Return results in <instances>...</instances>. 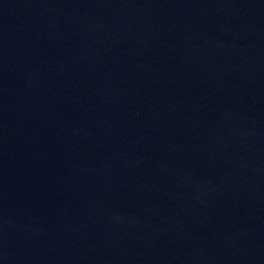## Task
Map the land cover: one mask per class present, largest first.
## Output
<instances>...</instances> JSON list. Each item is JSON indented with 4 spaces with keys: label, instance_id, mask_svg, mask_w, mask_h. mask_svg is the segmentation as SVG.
Listing matches in <instances>:
<instances>
[{
    "label": "water",
    "instance_id": "water-1",
    "mask_svg": "<svg viewBox=\"0 0 264 264\" xmlns=\"http://www.w3.org/2000/svg\"><path fill=\"white\" fill-rule=\"evenodd\" d=\"M0 264H264V0H0Z\"/></svg>",
    "mask_w": 264,
    "mask_h": 264
}]
</instances>
